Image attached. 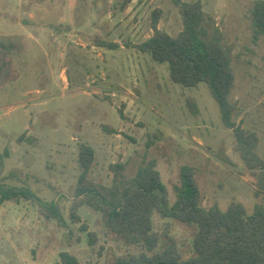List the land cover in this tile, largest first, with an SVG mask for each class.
I'll use <instances>...</instances> for the list:
<instances>
[{"label":"rangeland","instance_id":"rangeland-1","mask_svg":"<svg viewBox=\"0 0 264 264\" xmlns=\"http://www.w3.org/2000/svg\"><path fill=\"white\" fill-rule=\"evenodd\" d=\"M200 1L232 48L235 120L258 134L264 159V37L254 42L252 35V9L264 0ZM122 3L0 0V34L25 38L24 51L11 53L16 76L0 88V179L31 190L43 202H57L66 221L62 227L46 219L30 201L4 202L0 264H56L61 252L81 264H116L120 257L146 251L113 233L90 207L80 209V222L70 220L81 144L94 149L90 177L100 184H112L115 165H123L121 173L129 179L155 160L171 204L180 170L190 166L204 208L217 204L226 211L240 202L252 215L264 205L207 84L178 85L166 64L125 46L153 35L156 11L158 28L177 36L183 22L173 1L132 0L126 9ZM98 39L120 47H98ZM154 230L161 236L156 251L172 238L184 259L195 255L197 226L155 214ZM90 232L97 236L93 244Z\"/></svg>","mask_w":264,"mask_h":264},{"label":"trees","instance_id":"trees-1","mask_svg":"<svg viewBox=\"0 0 264 264\" xmlns=\"http://www.w3.org/2000/svg\"><path fill=\"white\" fill-rule=\"evenodd\" d=\"M131 1L123 0L122 8L126 9ZM172 1L183 22V29L177 36L158 28L160 12L156 11L153 35L141 43H126L125 46L149 54L160 65L166 64L171 80L178 85L193 88L200 83L207 84L219 104L223 125L233 133L235 151L256 178L255 196L259 198L264 195V159L258 154V134L243 128L235 120L238 104L230 99L235 83L232 48L224 43V34L216 19L205 11L200 0ZM252 25L253 40L257 42L264 37V1L255 3ZM96 45L109 50L120 47L115 42L100 39L96 40ZM24 49V36L0 34V88L16 76L11 53ZM188 106L193 114H197L195 101L189 99ZM94 157L92 147L80 145L81 173L70 207V220L80 222V209L90 207L102 215L105 226L113 233L146 250L120 257L116 264H264V205H257L252 215L240 202H232L226 211L217 204L204 208L196 170L190 166L181 168L177 199L171 204L155 160L142 165L129 179L121 173L124 166L115 165L112 184L103 185L90 177ZM1 173L0 169V178ZM11 200L30 201L39 207L46 219L66 226L57 202H43L31 190L11 186L0 179V205ZM155 214L197 226L193 257L184 259L172 238L156 251L161 236L154 230ZM89 236L92 244L97 241L94 232ZM56 264L81 263L71 253L61 252Z\"/></svg>","mask_w":264,"mask_h":264}]
</instances>
